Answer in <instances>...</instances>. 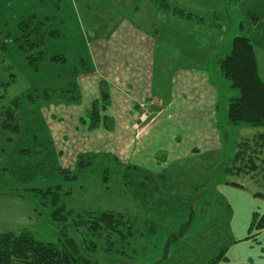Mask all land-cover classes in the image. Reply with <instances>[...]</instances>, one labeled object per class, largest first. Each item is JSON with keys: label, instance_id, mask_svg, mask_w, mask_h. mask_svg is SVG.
<instances>
[{"label": "rangeland", "instance_id": "obj_1", "mask_svg": "<svg viewBox=\"0 0 264 264\" xmlns=\"http://www.w3.org/2000/svg\"><path fill=\"white\" fill-rule=\"evenodd\" d=\"M98 3L86 1V6L91 8L88 9L80 0H0V233L30 229L39 239L54 241L62 235L63 224L72 231L69 221L54 222L47 208L38 203L36 192L31 190L61 184L65 191H70L65 198L69 208L123 212L132 224L126 232H115L113 238H109L110 249L106 235L94 239L98 244L94 258L99 264H205L222 248H227L228 259L219 264H264V136H260L264 134V127L227 122L229 99L239 95V90L231 86L220 68L219 60L229 51L223 50L220 57L214 58L215 55L209 64H201L190 56L195 51L192 46L186 50L185 59L164 56L158 48L155 71L158 83L153 81L156 90L139 99L135 86L146 77L138 70L140 66L128 68L121 61V65L110 66L106 62L111 56H129L130 50H123L122 46L126 32L120 33V41L108 42L110 32L101 34V30L93 29L98 27L95 24L100 23L99 20L110 25L126 17L129 1L123 0L112 7L111 0H101L108 10L105 16L100 14ZM217 10L226 24L224 37L233 35L238 28L245 33L242 20L247 27V22L253 21L252 14L259 16L261 23L255 25L259 35L252 36L261 42L256 49L264 79V0H225ZM32 15L46 22L45 45L40 50H26L20 44L23 42L19 23ZM206 18L213 19L210 14L198 16L202 21ZM220 33L219 29L212 35L217 39ZM98 36L105 38L100 49L97 45L94 47ZM31 54L34 59L30 58ZM93 54L97 58L98 72L88 75L83 82H90L93 87L98 82L100 125L111 126L112 116L123 115L115 109H121V102L113 108L114 113L106 114L103 107L108 102L110 105L111 97L100 98L101 86L109 94L113 87L122 95L121 89L127 88L122 78L132 80L136 95L133 100L138 111L135 122L139 123V127L133 129L134 137L139 139L136 149L140 152L139 142L147 135L144 139L148 152L144 156L146 168L128 162L124 146V155L112 153L123 163L116 174H106L104 166L110 160L96 148L84 149L82 156H78L86 162L80 172L75 158L66 159L68 167H65L55 155L56 144L51 140L47 125L52 117L58 118V122L64 121L57 106L49 113L51 105L58 104V98H28L29 93L46 86H65L75 73L79 82L85 69L92 65ZM165 60L172 63L164 64ZM126 67L134 77L131 78ZM179 67L202 69L205 74L200 71L199 81L207 78L215 91V102L207 111L184 113L180 123L183 127L160 129L155 126L175 110L173 105H168L171 87L166 79L172 83V72ZM167 74L170 75L167 77ZM93 93L92 90L91 96ZM89 107L92 108L91 104ZM13 108L20 119L17 129L6 114ZM73 108L76 107L67 110ZM130 114L132 118L133 113ZM74 116L72 113L67 121H76ZM203 139H213L215 152L205 153L196 161L170 162L174 153L198 148ZM119 140L125 143V130L119 132ZM246 140L248 145L242 147L241 143ZM243 150L245 156L255 158L254 162L248 159L249 166L237 158L243 156L239 154ZM169 152L171 156L164 163L163 155ZM115 164L112 158L110 165L119 169ZM62 169L76 178H66ZM143 170L159 175L144 176ZM14 264L21 263L15 261Z\"/></svg>", "mask_w": 264, "mask_h": 264}, {"label": "crops", "instance_id": "obj_2", "mask_svg": "<svg viewBox=\"0 0 264 264\" xmlns=\"http://www.w3.org/2000/svg\"><path fill=\"white\" fill-rule=\"evenodd\" d=\"M80 1L82 2V6L88 8L86 6V1L88 0ZM96 1L99 2L98 7L100 8V14L102 16H105V13L108 12L107 7H105L101 3V0ZM111 1L114 3L112 4V7H116L118 5V2H123V0ZM127 1H129V5L127 8L128 12L126 14V17H121L118 22H111L110 25L106 21L99 20L100 23L95 24L98 27L94 26L93 29L95 31L101 30V34L110 32L111 38L108 42H112L113 40L120 41V33L126 32L125 42L122 44V46L123 50H130L129 56L126 57L124 54H119L118 57L111 56L109 61L107 60L106 62L111 64L110 66H114L116 64L121 65V62L128 68L130 65L140 66L138 70L142 71V73H144L146 77L143 78V80H139L135 86L137 91L136 93L138 95L137 97L139 99H141L142 97H146L150 94V92H153V89H155V87L153 86V81H156L158 83L155 76L158 48L162 50L164 56L170 58L180 57V59H185V54H187L185 53L186 50L190 46H192L195 51L191 53L190 56L193 59H196L197 63L209 64L214 58L220 57L223 50L230 51L229 49H231L232 39L236 35L244 33L242 29L238 28L239 30L237 29L236 32L233 33V35H229L228 37L226 36L227 32L224 29V26L226 24L222 22L224 19H222L220 15H217V12L220 10H217V7L220 6V4L223 5L225 0H164L168 5L167 10L162 7L161 3L158 0ZM235 8H238L237 5L235 6ZM175 9L181 10L184 13L177 12L178 10L175 11ZM223 10H225V8ZM208 14L212 15L213 19L206 18L204 19V21L198 19V16H208ZM222 14L224 15V12H222ZM252 15L253 21L247 22V24H249L247 25V27L243 20L242 22L245 26V33L250 36V39L254 45L259 67V58L256 47L258 48L261 42L260 39H256V37H253L252 35H259L255 25L261 22L258 15ZM219 29L221 33L225 32L226 35L224 37V34L220 33L221 35L219 34L216 39L212 34L213 32H218ZM117 33L119 34L117 35ZM102 40H105V38H103L102 36H98V38L95 40V43L97 44H95L94 47H96L97 45L99 46L98 49H100V43L103 42ZM196 46H199V48H197ZM212 57L214 58L212 59ZM169 63L172 62H169L167 60L164 61V64ZM183 63L184 62L182 61L180 64L183 65ZM127 67L126 69L128 70ZM97 68V58L93 54L92 65L88 66L82 76L79 77L81 92L83 96L82 103L68 105L60 103L57 106V109L60 113L63 114L64 121L58 122V118L55 117H52L51 120L49 119L50 116L48 118L49 120L47 121V125L51 130V140H53L56 144L55 155L57 156L58 161L62 163V165L68 167V165H66V159H77V155L80 152H83L84 149L96 148L95 150L98 151L108 153L120 152L122 155H124V152L122 151V147L124 146L125 157L127 156V161L130 163L132 162L133 164L137 163V165H139L138 167L146 168L147 165L144 156L148 152L146 146L147 142H144V139L145 137H147V135H145L139 142L141 144V149L139 152L136 149L139 139H136L134 137L136 134L133 130L135 129L134 124L137 120L135 113H137L138 111L136 109V103L133 100L136 95L135 93H133L134 89L133 87H131L132 80L130 78H122V80L126 81L125 85H127V88L124 87V89H121V92L123 93L122 95H120L117 90L113 89L112 87L110 93L111 103L107 106L106 110H104L106 114L107 112L114 113L113 108L116 107L118 102H121V109H115L116 113H121L123 115L117 118L109 114L113 118V124L111 125L110 129L105 125H99L94 129H89L88 127L87 114L88 110L90 109L89 105L91 104V101L93 99H98L99 86L98 82L94 87L90 82H87V87V84L83 81L87 80L86 77L88 75L97 73ZM111 68L112 67H109V69ZM200 71L204 73L202 69H198L196 67H192V69L187 67H179L174 72H172L174 73L171 78L172 83H169L166 79V82L171 87V100L169 101L168 105H173L175 110L171 112V116L168 115L167 117H165L155 127H159L161 129L166 126L169 130H171L170 128L174 129L183 127L180 126V123H182V115L184 113L198 114V112L207 111L210 106L214 105L215 91L208 83L207 78H205V80H203L202 82L199 81L200 77H198V74L201 73ZM128 72L131 78L134 77L132 72H130L129 70ZM166 72L167 71L165 70L163 74H165ZM169 75L170 74H167V77ZM116 87H118V85ZM91 88L94 91L92 96ZM128 90L132 93H129ZM51 107L52 109L49 112L50 114L54 112L56 105L54 106L52 104ZM72 107L76 108L67 110ZM81 107L83 109H81ZM72 113L76 115L73 117L76 118V121H67V117L72 116ZM130 113H133L132 118L129 116L131 115ZM82 117L86 119V124L82 123ZM120 118L122 119L118 120ZM189 127L192 128L193 126L190 125ZM123 130H125L126 132V140L124 144L119 140V132H122ZM150 135H152V132H150ZM201 143V145H198V148L192 147L193 149H191V151L186 148V150L188 151L184 150L178 153H174V159L170 160V162H178L183 159L196 161L202 155L204 156L205 153L215 152L213 139H203ZM193 144L195 145L196 143ZM170 156V152L167 153V155H163L165 159L164 163H167V158H169ZM151 171L152 173L155 172L154 169H151ZM138 172L140 171H137V173ZM141 173H143L144 176L148 177L159 175L149 173L146 170H143ZM156 215L158 216V212H156ZM154 217L156 216H151V218Z\"/></svg>", "mask_w": 264, "mask_h": 264}, {"label": "trees", "instance_id": "obj_3", "mask_svg": "<svg viewBox=\"0 0 264 264\" xmlns=\"http://www.w3.org/2000/svg\"><path fill=\"white\" fill-rule=\"evenodd\" d=\"M158 1L165 10L168 9V5L164 0ZM177 10L175 9V11ZM177 12L184 13L181 10ZM19 25L22 30L23 43L20 42L22 48H27L26 50L42 49L45 45L44 27L46 26V22L38 20L35 16H30L20 21ZM30 58L34 59V56L31 54ZM219 63L231 86L239 90L238 96L234 95L229 99L227 122L231 125L264 127V79L259 72L256 52L250 36L247 33L236 35L231 41L229 53L222 57ZM78 80L75 73L72 76V80L65 86L59 88L46 86L29 93L28 98L30 100H36L38 97H44L47 100L58 98L59 101L56 106L60 103L66 105L81 104L83 96L80 81L78 82ZM100 92V98H105V96L109 98V91L103 89L102 86ZM108 105L109 102L105 103L103 110ZM91 107L92 110H88V127L89 129H94L100 125V121L98 120L100 112L97 109L99 107L98 99L92 101ZM6 114L12 119L13 128H19L20 119L16 109L7 110ZM81 120L82 123L86 124L87 121L84 117ZM5 123L7 124V122ZM106 127L111 128V126ZM260 136H264V134L260 133ZM247 142V140L243 141L241 143L242 147L247 146ZM102 153H105V157L110 160L104 166L106 174H110L111 172L116 174V171L120 172V168L123 166L120 159L114 157L112 153ZM82 154L83 152H80L76 159L79 172L86 165L83 159H79ZM239 154L243 156H237V158L247 166H249L248 159H250L249 162L255 161L254 156L251 158H248L249 155L245 156V150ZM112 158H114L115 165L119 169H114L110 165ZM247 170L249 171L250 169ZM62 171L65 173L66 178H76V175L67 174L68 171L66 169H62ZM238 171L241 172L242 167ZM231 183L238 184L235 182ZM31 190L36 192L38 203L47 208L51 219L56 223L69 221L72 224V231L63 224L60 227L62 235L54 241L39 239L30 229L0 233V264H14L15 261L21 264H99L98 259L94 258V252L98 245L94 239L106 235L108 238L107 248L110 249L108 245V242H110L109 238H113L115 232H126L132 225L129 218L125 219L126 214H123V212L117 213L115 211L99 210L76 211L73 208H69L65 198L67 195H70V191H65L61 184H53L44 188H32ZM128 222L130 225H128ZM79 235L84 236V238H78ZM89 236H92L93 240H90ZM226 254L227 248H222L205 264H219L221 261L228 259Z\"/></svg>", "mask_w": 264, "mask_h": 264}, {"label": "built area", "instance_id": "obj_4", "mask_svg": "<svg viewBox=\"0 0 264 264\" xmlns=\"http://www.w3.org/2000/svg\"><path fill=\"white\" fill-rule=\"evenodd\" d=\"M145 117L143 116L142 120L144 119ZM134 127H139V123H135L134 124Z\"/></svg>", "mask_w": 264, "mask_h": 264}]
</instances>
